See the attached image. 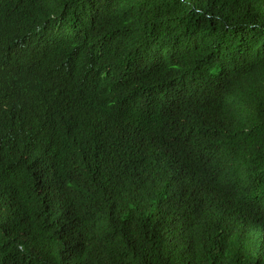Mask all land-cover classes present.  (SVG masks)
I'll use <instances>...</instances> for the list:
<instances>
[{
  "label": "trees",
  "instance_id": "trees-1",
  "mask_svg": "<svg viewBox=\"0 0 264 264\" xmlns=\"http://www.w3.org/2000/svg\"><path fill=\"white\" fill-rule=\"evenodd\" d=\"M0 264H264V0H0Z\"/></svg>",
  "mask_w": 264,
  "mask_h": 264
},
{
  "label": "clouds",
  "instance_id": "clouds-1",
  "mask_svg": "<svg viewBox=\"0 0 264 264\" xmlns=\"http://www.w3.org/2000/svg\"><path fill=\"white\" fill-rule=\"evenodd\" d=\"M42 79H43V74L39 75L35 72H28L27 74H24V72H20L18 86L23 91V93H26L28 97H32L36 87L38 86V84ZM13 115L14 112L12 113L11 117Z\"/></svg>",
  "mask_w": 264,
  "mask_h": 264
}]
</instances>
